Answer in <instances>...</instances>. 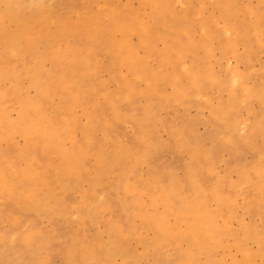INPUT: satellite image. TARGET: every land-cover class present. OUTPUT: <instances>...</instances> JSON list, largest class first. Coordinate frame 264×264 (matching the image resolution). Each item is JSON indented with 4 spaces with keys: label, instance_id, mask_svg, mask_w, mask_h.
<instances>
[{
    "label": "rangeland",
    "instance_id": "374dc122",
    "mask_svg": "<svg viewBox=\"0 0 264 264\" xmlns=\"http://www.w3.org/2000/svg\"><path fill=\"white\" fill-rule=\"evenodd\" d=\"M45 1L57 15L50 21L51 32H47L48 21L43 29L32 25L37 26L34 34L40 49L69 45L86 54L79 65L88 71L79 67L70 71L80 81V103L74 107L75 130L65 134V144L74 149L87 141L89 122L93 144L80 169L66 174L58 168L57 151L44 154L40 147L27 151L20 132L0 129V167L13 171L18 184L15 194L0 190V264H187L192 256L200 264H231L235 258L243 260L247 250L255 254L248 264H264L259 241L264 236L263 188L254 182L237 185L245 171L264 159V31L250 26L258 12L264 17V0H239L230 27L217 0H170L165 16L163 8L157 12L150 5L164 0ZM143 1L150 5L145 13L147 26L156 30L152 44L138 46L140 62L135 71L115 55L110 31L128 15V4L138 10ZM104 3L118 11L111 10L109 16L98 13ZM247 6L261 9L253 13ZM68 7L75 10L70 17ZM97 15L106 18L109 31L87 51L89 26L80 18ZM205 20L216 29L215 35L205 32ZM245 29L247 36L237 38ZM232 35L234 48L229 46ZM188 38L198 43L195 49L183 48ZM133 42L139 43V34L133 35ZM172 45L181 57L165 60L163 52ZM2 53L0 61L5 62ZM190 69H200V86L188 74ZM23 80L27 85L28 80ZM29 92L35 95L34 88ZM62 94H54L47 104L55 126H65L67 104ZM15 108L12 117L17 115ZM143 119L145 132L139 125ZM182 140L187 143L180 145ZM116 147L126 151L119 162L113 159ZM203 149H210L211 155L197 154ZM97 150L105 154L103 163L97 160ZM33 159L54 164L51 182L41 189L47 191L53 208L33 205L20 194L29 188L20 170ZM58 172L63 175L57 176ZM155 174L160 184L186 190L195 174V186L206 192L202 202L212 210L220 209L205 253L184 222L180 221L183 237L173 238L177 230L169 233L152 217L146 218L133 193L125 190L127 179L147 183ZM141 194L139 201L146 203L150 193ZM223 196L228 200L224 205ZM147 211L154 213L155 208L147 204Z\"/></svg>",
    "mask_w": 264,
    "mask_h": 264
},
{
    "label": "bare ground",
    "instance_id": "6f19581e",
    "mask_svg": "<svg viewBox=\"0 0 264 264\" xmlns=\"http://www.w3.org/2000/svg\"><path fill=\"white\" fill-rule=\"evenodd\" d=\"M143 2V5L138 10L128 4L126 6L128 15L117 23L116 29L110 31V43L113 44L115 55L118 56L121 61L129 62L128 65L135 71H137L136 64L140 62L139 55L137 56L138 46L152 44L154 32L156 30L152 25L148 24L147 26L146 22L148 19H146L147 14L145 16L147 12L146 9L149 8L150 5L153 8L155 7L154 11L157 12L163 8L162 16H165L164 12L167 11L170 6V0H164L162 4L158 3L157 5L156 3H151L149 5L147 1ZM238 2L239 0H217L218 5L223 9L227 27H230L231 20H233L235 16L237 17ZM100 7H103V9ZM260 9L261 8L255 9L251 6L246 7V10L250 12H256V10L259 11ZM111 10L112 12L118 11L116 7H107V3H104L99 6L98 13L109 16L111 15ZM67 12V15L70 17L75 10L72 7H68ZM54 15H57L55 7L45 0H30L29 2L25 0H0V52H3L2 55L5 59V62L0 61V129L1 131H3L4 128L8 129V131L15 129L17 132H20L26 138L27 151L32 152L39 147L43 149L44 154L49 153L50 150L52 152L57 151L61 156L58 168L66 174H71L80 169L81 163L85 160L84 158L86 154L88 155L87 152L91 149L93 143L92 131H90L92 123L89 122L86 125L87 141L85 140L84 143H77L74 149L68 148L65 144V134L67 132H73L77 124V113L74 111V107H76V104L79 102L78 95L80 94V81L74 74L72 76L70 73L72 69H77V67L84 70V72L88 71V69L85 68L84 65H79L81 59L83 60L82 56L84 51H78L75 47H70L68 45L64 49H60L58 45H55L52 50L42 51L40 49V39L38 35L34 34V29L37 26L35 25L32 27V25L34 23L40 24L39 28L43 29L42 25H45L46 21H48L47 32H51L52 24L50 21L54 18ZM68 22L70 24H76V21L72 19H68ZM80 22L89 26L86 48L88 49L87 51H92L97 44L98 38L107 34L109 31V24L106 18L100 15L94 16V18L83 16L80 18ZM204 22L205 32L209 36L215 35L216 29L214 30L211 25H208L207 20ZM12 23H14V26H12ZM174 25L176 24L168 25V28ZM250 26H253L257 32H263L264 17L260 16L258 12V16L251 20ZM247 31V29L243 30L241 32L242 34L239 33L237 38H245L248 34ZM136 33L139 34L138 44L133 42V35ZM233 35L229 42L231 45L229 46L234 48L236 37H233ZM201 42L207 45L204 40ZM183 43H185L182 44L183 48L186 46L189 50L195 49L198 45L192 38L184 40ZM163 55L165 60H171L173 57H181L176 47L173 45L166 47ZM3 57L1 60H4ZM90 70L91 69H89V71ZM199 70L200 69H198V71L190 69L188 71V74L193 76L197 86L202 84L200 82L201 75ZM11 75H13L12 78H10ZM158 77L157 75L155 78L159 80ZM163 78H166V75ZM23 79L28 80L27 85ZM8 80H11L9 86H7ZM177 80V78L174 79L175 82H177ZM30 87L35 89V95L29 92ZM56 93H63L62 99L67 104V106H63V108L65 107V126H55V117H52L47 112V104L53 99V95ZM177 94L179 93L177 92ZM14 105H16L15 109L17 110L16 117L11 116V109ZM75 113L76 115H74ZM139 125H141L142 131L145 132L146 125L144 124V119ZM69 138L71 140L72 136L70 135ZM177 139L179 138L177 137ZM182 141L180 145L187 143V140ZM125 152L123 147H116L114 151V161H121ZM194 152L196 153V150ZM95 153L98 162L103 163L105 157L104 152H102V150H97ZM199 153L208 157L211 155V150H197V154ZM35 161L34 159L29 161L27 165L20 170L21 176L26 181V186L29 185V188L23 189L20 194L24 196L23 198L25 200L33 203V205L44 203V205L53 208V204L48 201V196L46 195L47 191L41 189H44V186L51 182L54 164H45L40 161ZM6 166L7 165H5V167ZM0 168V190L15 194L18 191V184L14 177L15 173L3 169L2 166ZM61 175L63 174L60 172L57 173V176ZM150 180L151 181L147 183H143L142 181L133 182V180L129 181L127 179L124 184L125 190L127 192H132L134 198L138 200V206H142L144 209L145 217H152L154 224L159 226L162 230H167L169 233H174L176 229L177 231L173 234L174 236L172 235L173 238L183 237L184 230H182L180 224L184 222L187 232L197 239L202 252L205 253L208 251L210 248L209 239L214 235V231H216V219L219 216L220 209L217 208L212 210L206 207L205 202H202L206 192L195 186V174L189 177V190H186L183 186L172 189L168 188L167 185L159 183L160 180L158 181L157 174ZM253 182L257 186H261L264 192V159H262L252 171H245L243 182H239L237 185ZM34 183H36V185H34ZM37 186L40 189L37 188ZM92 191V193L96 195L97 192L95 190ZM144 191L150 193V199L146 203L139 201L140 196L143 195L141 192L144 193ZM141 198L143 197L141 196ZM221 199L223 205L228 202L224 196ZM147 204L155 208L154 213L147 211ZM158 205H162V211L156 209ZM186 206H190L188 211L185 210ZM173 216L175 218H172ZM35 234V232L31 233L30 237L34 238ZM259 241L260 251L264 253V236H262ZM254 256V253L247 250L243 260L235 258L231 264H248ZM194 262L200 264L195 256H192L187 264H193ZM214 263H216V261H214Z\"/></svg>",
    "mask_w": 264,
    "mask_h": 264
}]
</instances>
